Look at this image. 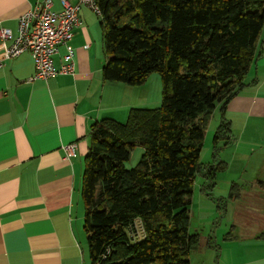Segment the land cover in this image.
<instances>
[{
	"label": "trees",
	"instance_id": "trees-1",
	"mask_svg": "<svg viewBox=\"0 0 264 264\" xmlns=\"http://www.w3.org/2000/svg\"><path fill=\"white\" fill-rule=\"evenodd\" d=\"M107 63L103 78L142 85L157 71L162 104L133 107L124 122H96L82 198L92 264H191L198 174L213 186L224 160L200 161L214 110L247 86L264 30V0H97ZM223 116L214 141L229 138ZM144 152L126 167L131 151ZM264 237V231L260 235Z\"/></svg>",
	"mask_w": 264,
	"mask_h": 264
},
{
	"label": "crops",
	"instance_id": "crops-1",
	"mask_svg": "<svg viewBox=\"0 0 264 264\" xmlns=\"http://www.w3.org/2000/svg\"><path fill=\"white\" fill-rule=\"evenodd\" d=\"M42 1L0 0V28L17 34L19 17ZM52 2L62 9L61 0ZM80 18L74 37L54 57L59 68L68 48L75 49L73 73L28 81L36 72L29 52L0 67V264H92L79 225L92 127L106 118L124 122L131 108L148 101L150 87L104 80L103 18L83 5ZM8 44L0 38V59ZM259 51L247 86L224 112L221 104L214 110L217 128L223 116L230 125L229 138L214 146L237 139L240 149L243 139L264 140V30ZM69 143L77 145V154L66 158L63 146ZM257 233L255 242L222 248L217 264H264L263 231Z\"/></svg>",
	"mask_w": 264,
	"mask_h": 264
},
{
	"label": "rangeland",
	"instance_id": "rangeland-1",
	"mask_svg": "<svg viewBox=\"0 0 264 264\" xmlns=\"http://www.w3.org/2000/svg\"><path fill=\"white\" fill-rule=\"evenodd\" d=\"M141 86L150 88L146 92L147 103L138 107L161 106L163 84L159 72L151 73ZM215 117H219L218 112ZM217 124V118L211 120L200 161L206 165L214 161L230 160V167L217 172L213 186L205 185L208 182L206 178L197 175L190 205V232L198 233L199 241L189 255L191 264H217L222 248L230 246L238 249V244L255 242L258 239L257 232L264 231V196L261 198L259 194H264V140L257 138L254 144H250L243 139L240 149H237V139L231 145H224L223 142L214 146ZM143 152L142 146H136L129 160L125 161L126 167H134ZM245 166L247 170L244 173ZM84 208L82 203L79 225L91 259L87 234L83 228ZM249 235H255V238H249ZM262 239L264 241V237ZM236 257L242 256H237L236 251Z\"/></svg>",
	"mask_w": 264,
	"mask_h": 264
},
{
	"label": "built area",
	"instance_id": "built-area-1",
	"mask_svg": "<svg viewBox=\"0 0 264 264\" xmlns=\"http://www.w3.org/2000/svg\"><path fill=\"white\" fill-rule=\"evenodd\" d=\"M62 9L52 8V0H44L19 17L18 31L0 28V38L9 42L6 56L0 59V67L4 60L29 52L34 59L36 72L28 81L45 79L57 74H71L75 70V49L68 48L66 62L59 68L55 66L54 57L60 47L66 45L74 37L75 30L81 24L80 8L86 6L97 15L103 17L97 0H78L73 4L70 0H61ZM66 158L77 154V145L69 143L63 146Z\"/></svg>",
	"mask_w": 264,
	"mask_h": 264
}]
</instances>
